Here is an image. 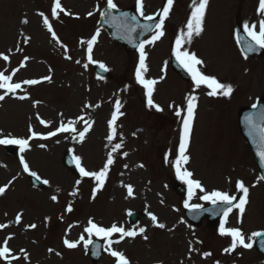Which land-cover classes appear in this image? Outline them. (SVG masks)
Returning <instances> with one entry per match:
<instances>
[{"label": "rangeland", "instance_id": "374dc122", "mask_svg": "<svg viewBox=\"0 0 264 264\" xmlns=\"http://www.w3.org/2000/svg\"><path fill=\"white\" fill-rule=\"evenodd\" d=\"M51 2L52 0H0V54L8 56L7 61L0 59V72L16 76L15 80L22 82L24 87L22 92L29 93L45 103L43 106H33L37 109L32 113L31 108L27 111L26 101H20L13 95L7 98L3 89H0V95H4V99L0 100V139H3L2 135H8V131L13 132V135H25L26 121H33V114L40 112L63 123L74 119L79 121L76 117L85 115V111L79 108L82 100L91 95V102L99 105L101 111L98 118L95 114L96 122L94 120L90 123V129L93 130L97 124L99 130L97 133L92 132L89 141L83 146L75 145L71 150L75 155L79 154L85 161L82 163L88 168L104 166L109 154L112 158L122 159L120 152L116 153L117 150L103 153L99 139L107 141L111 146L113 140L109 142L107 139L108 120L115 111L116 101L119 100L122 105L120 112L125 113V116L118 120L119 125L114 126L115 136L120 140L117 142L122 143L127 150L130 167L132 168L135 160V165L142 170L137 171L140 175L138 182L136 181L138 186L135 196L127 194L128 200L125 201V184L129 177L118 181L117 175L121 174L124 164L113 162L109 166V178L105 180L104 191L96 201L91 202L88 198L85 199L88 188L86 180L81 179L79 174L66 171L61 164L64 147L55 148L50 152L34 149L41 153L36 157L31 149L34 146L32 144L28 149L26 163L31 166V171L44 176L48 186L53 189L36 191L30 189L25 181H15L16 190L8 191V196L0 199V213L5 211L12 217L16 211L21 219L17 223V216L14 214L15 223L36 225L26 229L27 234L22 239L10 241L13 250L21 253L18 259L20 264H27L22 262L30 263L36 259L39 264H73L75 260L70 254H65L67 247L63 241L79 240L81 226L87 217L98 218L105 224L117 219L123 223L127 213L133 207L137 208L132 204L133 200L139 199L142 203L147 195L152 197L154 205H151L147 212H157L155 216L158 223L164 224L165 227L155 226L151 217L149 225L143 221L141 226L136 227V253L132 255L136 264H264V259L254 252L253 247L238 245L231 252H225L224 249L231 245V237H220L217 234L220 227L213 231L206 228L204 223L199 227H189L182 221V225L188 229L182 226L179 237L170 234L173 224L183 220L180 211H174L177 197L169 187L172 177L176 176L174 162L179 155L175 140L178 138L174 123L175 110L187 109L186 95L196 86L189 87L171 72L166 73L164 58L173 33L186 31L185 25L192 0H174L164 21V41L158 47L156 41L152 50L151 44L146 47L148 59L146 54L145 64L148 71L144 73V77L157 81L151 98L160 111L148 106L146 89L142 85L135 93L129 87V82L125 83L134 69L136 55L125 54L121 47L111 44L108 37L101 32L91 61L107 65L112 78L96 79L90 71L91 65L87 64L89 54L84 55V43L77 52L72 50L74 43L84 42L83 36L90 33L93 25L95 26V17L92 14L89 22H86L83 16L78 21H75V18L72 21L66 18L59 20L58 17L52 16ZM105 2L106 0H63L64 5L71 7L69 11L72 16H76V13L84 15ZM128 2L131 4L132 0L114 1L125 6ZM142 3L144 15H149L160 5L161 0H142ZM258 5L259 0H209L203 31L198 36L193 35L190 41L191 49L185 48V51L194 53L203 61L200 69L205 75L213 76L219 82L232 86L233 97L229 105L223 107L222 101H216L215 97L218 95L207 96L200 89L202 86L194 90L193 96L196 97L197 103L195 104L199 107L198 120L191 144L185 152L189 159L187 163H183V167L192 173V179L199 181L206 192L219 190L232 195L237 191L236 181L244 183L248 188L244 212L234 208L224 220H228L225 222L226 228H237L241 231L246 243H252V233L264 230V183L258 178L250 152L238 132L236 117L239 107L252 103L259 96L264 97V57H243L235 46L233 33L237 18L244 24H256L258 30L260 20L264 19L257 11ZM43 17H48L49 23L55 25V36L58 38L54 39L55 42L43 29ZM24 20H27V23H23ZM49 34L52 36V33ZM48 42L55 48L49 46ZM21 64L24 66L21 67ZM45 76L51 79L44 80ZM29 79L41 82L35 85L23 84L24 80ZM57 112H61V118ZM232 113L233 129L230 124ZM6 118L9 121H6ZM81 126L78 122L75 128L79 129ZM117 129L120 131L116 132ZM45 146L47 147L48 143H45ZM165 147L172 151L169 154V163L163 159L160 163L163 158L162 149ZM217 153L221 154L217 157L218 160L213 162V168L209 166V162ZM12 163H16L15 159L10 158L0 148V171L8 172L4 170L6 167L11 171L17 168L16 164L11 168ZM3 178L0 175V185H3ZM77 180L80 181L79 184ZM22 189L25 190L23 194ZM73 192L76 194L72 195ZM198 192L200 191L197 189L195 193ZM52 196L56 197L55 201L51 199ZM187 200L191 204L201 203L193 202L192 198L189 200V196ZM163 204L164 206H161ZM69 207L71 211H68ZM137 213L143 214L138 211ZM0 219L2 222L6 221L3 215H0ZM139 228H144L145 231L139 233ZM5 232H17V229L11 228L0 233V238ZM191 233H194L199 247L192 246L186 254L185 238H190ZM143 238L147 240L148 245L143 243ZM161 243L167 246L168 250L162 251ZM18 247L24 251L21 252ZM78 249L82 250L81 247ZM80 250L74 253L77 258L81 257ZM204 253L209 255L205 256ZM0 264L5 263L0 260Z\"/></svg>", "mask_w": 264, "mask_h": 264}, {"label": "snow or ice", "instance_id": "6c2138e0", "mask_svg": "<svg viewBox=\"0 0 264 264\" xmlns=\"http://www.w3.org/2000/svg\"><path fill=\"white\" fill-rule=\"evenodd\" d=\"M209 0H192L190 7V14L187 18V23L185 25L186 31H181V33L176 37L175 40V47L173 48V54L175 55L177 61L179 64L183 67V69L191 76V79L196 87H200L201 85L206 86L210 91L207 92V95L209 96H216V95H223L225 97L230 96L233 88L231 85H227L224 83L219 82L215 77L205 75L200 68L197 66L202 65L203 61L198 59L194 53H189L188 51L182 50L183 44L186 42H190L193 35H200L203 31V21L205 17L206 8L208 5ZM174 0H166V3L164 4L161 12L158 13L159 15V21L155 23H149V24H143L139 25L143 29V31L146 32H153L150 40L141 41L138 45L139 49V64L136 67V81L137 83L141 84L144 89H146V96H147V104L149 107L156 108L157 111H160L158 105H155L152 100V93L154 91V85L157 83L156 80L152 79H145L144 73L148 71L147 66L145 64L146 60V53L144 51L145 44H152L155 43L157 40H159L164 35V21L168 17L169 12L173 6ZM117 8V5L114 3V0H106V8L104 11L100 12L101 16H109L111 13L109 10H114ZM136 10L141 15L144 16L143 13V3L142 0H136ZM258 13L261 14V16H264V0H259V5L257 9ZM51 13L53 17H58L59 13H64L68 15L65 11V9L61 6L60 0H54ZM43 16V13L40 14ZM89 15H92V13H89ZM122 15H127L122 14ZM133 20H135V17H132ZM145 20L148 21H154V16H145ZM23 23H27V20L22 21ZM43 23L47 27L48 31L52 33L53 39L58 40V38L55 36V33L53 32L52 26L49 23L48 17H43ZM244 32L246 33L248 39H245L243 41L242 45V52H253L256 50L257 47L264 49V19H261L258 25L252 24L249 25L245 23L243 25ZM129 31H134V28H130ZM98 35V32H97ZM96 41V35H93L89 40L86 41L87 43V50L89 53V61H91V51L92 47ZM27 42V41H25ZM239 43V40H238ZM0 59H3L5 61L8 60L7 55L0 54ZM27 59V58H26ZM24 65L21 64V67ZM101 68H104V65H100ZM44 80H50L51 78L48 76L43 77ZM12 76L11 75H4V73L0 72V89L5 90V95L8 93L15 94L18 89L21 88L20 83H12ZM40 80L35 79H29L24 80L23 84L27 85H35L40 83ZM19 99H25V96H19L17 97ZM4 99V95H0V100ZM187 100V115L183 117V127L181 130L180 135V143H179V155L175 161L174 167L176 169V175L178 179L183 180L188 185V196L189 200L192 198V196L195 194L196 190L198 189L200 192L204 193L203 195L199 196V199L202 201H208L213 206H219L223 205L221 209L222 217L226 218L228 217L229 213L232 212V209L238 208L241 213L245 210V204H246V197L248 195V188L244 185L242 181L237 180L236 181V189L238 191H241L243 193V196L239 198V203L234 204L233 201L237 198L235 196L229 195L227 192L219 191V190H213L211 192H206L201 183L197 180L191 179L192 173L187 171L186 169H182L181 165L183 163H187L188 156L185 155V151L187 149L189 135L191 132V123L193 120L194 110H195V96H188L186 98ZM85 107H89L86 105ZM122 107L119 100L115 103V111L112 113L111 119L108 121V127H109V134H108V141L111 142L115 136V122L118 119V115H122L120 113V108ZM253 108H256L257 105L253 104ZM176 115H181V110L177 109ZM262 117H264V114H262ZM81 121H84L83 116L78 118ZM249 123L251 124V117L247 118ZM41 124H45L46 122L44 120H40ZM73 121H69L67 124L61 123L60 127L56 129L55 132H49L47 134L48 137L54 136L57 134V132H73L76 133L77 129L74 127ZM85 127L82 131L78 132L80 140H83L85 137V134L89 131L91 125L88 123V121H84ZM29 131L32 133V137H36L39 134L36 132H33L31 129V126L29 127ZM260 139H261V149L258 152V155L262 162H264V128L260 129ZM32 137H29L31 139ZM0 144H14L19 146L20 152H24L26 148L28 147V139H19V138H12V139H0ZM41 147H44V145H40ZM122 147L121 144H115L113 146V151H116ZM126 155V154H125ZM76 160V167L79 169L80 175L82 177H91L96 181V187L93 188L92 195L93 198L95 197L96 192L103 187L107 173L109 170V166L113 163L112 155L109 154L106 163L104 164L103 168L100 171H87L85 168H83L80 165L79 157L75 158ZM20 163L23 165V170L25 172H28L33 177H36L37 180H39V177L36 175L35 172H30L28 164L25 162L24 158H20ZM264 178V177H262ZM45 184L48 183V181H44ZM80 181L77 180V184H79ZM128 187V194L132 195V188L131 186ZM6 186L0 187V194H3L5 192ZM76 193L73 192L72 195H75ZM52 200H56L55 196L51 197ZM184 207L188 208L190 210H199L202 208L201 205L198 204H189V202L186 200L184 202ZM72 209L69 207L68 211H71ZM154 225L160 228H164L165 225L162 223H158L157 217L155 215L149 214ZM20 215H17L16 222H20ZM7 227V225L0 224V229H3ZM29 227H36V225H30ZM84 231L88 235V239H85L83 235L79 238L77 241H69L65 239L63 241L64 245L69 248L73 249L76 248L81 242H83L84 247L87 249L89 245L93 244L92 237H98L105 240L106 244L108 245V248L106 249L109 254L116 258V264H129L128 260L124 256L123 253L119 251H115L111 249L112 243L114 241L111 239L113 234H119L120 239L123 240L125 237H135L137 235L136 231L131 230H125L123 227H119L116 224H112L111 227H102L97 225L93 220L89 219L88 226L84 229ZM145 231L144 228H139V233H143ZM219 232L221 235L229 236L231 237V245L229 248L224 249L225 252H231L234 250L238 245L245 247V248H251V243L245 242V237L242 235L241 231L237 228H226L225 227V220L221 219L220 223V229ZM261 235H264V233L261 232H254L252 233V237H259ZM146 238V237H145ZM118 243L119 241H115ZM261 243H264L262 241ZM98 247V246H97ZM191 250V249H190ZM24 250L22 249L21 252ZM51 251V250H50ZM96 252L93 251V255H95ZM203 255L207 256L209 253H204ZM26 258V257H25ZM10 259H18L16 256H12L11 250L7 246V240L4 241L3 246H0V260H6L9 261Z\"/></svg>", "mask_w": 264, "mask_h": 264}, {"label": "bare ground", "instance_id": "6f19581e", "mask_svg": "<svg viewBox=\"0 0 264 264\" xmlns=\"http://www.w3.org/2000/svg\"><path fill=\"white\" fill-rule=\"evenodd\" d=\"M10 40V39H9Z\"/></svg>", "mask_w": 264, "mask_h": 264}]
</instances>
